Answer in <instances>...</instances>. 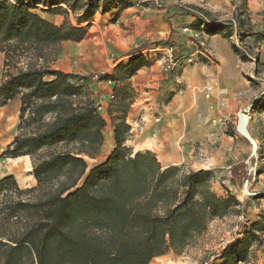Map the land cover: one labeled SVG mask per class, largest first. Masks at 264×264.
<instances>
[{"label": "trees", "instance_id": "obj_1", "mask_svg": "<svg viewBox=\"0 0 264 264\" xmlns=\"http://www.w3.org/2000/svg\"><path fill=\"white\" fill-rule=\"evenodd\" d=\"M31 1L0 0V51L6 57L0 106L19 95L21 99L19 132L2 156L29 155L37 181L23 187L13 173L0 178V264H151L169 250L183 252L212 220L236 211L240 202L235 195L227 188L220 195L213 183L250 181L249 161L233 164L229 176L217 178L215 169L164 166L154 151H134L126 144L131 136L129 103L120 94L110 107L115 148L107 159L89 166L86 157L100 151L107 125L87 94L90 77L49 64L63 41L84 38L88 28L80 23L95 14L99 2L46 0V5L64 2L73 10L84 8L78 25L68 18L58 25L37 11L43 0ZM168 5L167 20L193 15L192 28L211 35L231 39L241 34L243 39L252 27L244 11L221 18L192 3ZM44 11L68 13L60 5ZM234 47L242 59L251 57ZM21 59L26 65L12 71ZM151 64L143 54L132 55L107 77L118 93ZM116 104L123 107L118 120ZM229 133L239 134L237 128ZM252 194L264 197V190ZM260 249L264 253V224L258 220L210 264H259Z\"/></svg>", "mask_w": 264, "mask_h": 264}, {"label": "rangeland", "instance_id": "obj_2", "mask_svg": "<svg viewBox=\"0 0 264 264\" xmlns=\"http://www.w3.org/2000/svg\"><path fill=\"white\" fill-rule=\"evenodd\" d=\"M153 1L158 8H161L160 4H163V2L160 0H141L139 3L140 10L146 11ZM64 8H67L69 13L67 18L72 23H78V17L82 14L84 8L79 7L73 10L67 4ZM211 12L214 16L221 17L217 15V12ZM138 15H140L139 18H136L137 16L135 18L132 16L122 18L119 13L110 17H103L98 14L95 19H82L80 24L88 28L87 34L80 41L69 40L61 43L56 59L49 64L52 69L89 76L87 94L97 106L101 105L102 107L99 111L107 121L104 128V149L102 145L94 158L86 157L90 167L107 159L115 148L114 123L110 114V107L113 100H116L117 95L124 96L126 102L129 103L126 121L131 125V136L126 144L132 147L134 151L143 150L142 148L147 140L155 137V132L146 133L143 128L147 124L150 125V120L154 121L162 116V111L168 106V103L172 100V94H174L167 86L170 84L171 77L173 78L179 70H176V67L175 69L172 68L170 59L175 61L179 57L185 56L187 63H193L200 61L201 57L204 56L203 53V55L200 53L203 50V34L205 32L202 28L194 29L191 27L193 31L199 33L198 37H195L192 31H185V27H183L182 33L177 29H169L167 23L163 26L161 22L157 23L155 21V25L152 27L148 20L155 16H146L145 13ZM90 20L94 21L91 22ZM254 32L250 35H244L243 39H239V37H242L241 34L239 37L234 35L230 40L233 47L236 46L241 54L246 51L251 54L249 59L243 60H250L251 62L249 80L259 84V82L264 81V25ZM139 49L142 50L141 53ZM136 54L145 55L152 60V64L138 70L130 79V84L123 86L121 92L118 91L117 93L115 91L116 83L107 76L113 74L120 63L128 62L132 55ZM190 58H192V61L189 60ZM26 63V59H21L17 66L12 65L10 69L16 71L18 67H23ZM2 74L0 80L4 76V67ZM262 96L264 97V94ZM260 100H264V98H259ZM262 104H264V101ZM259 106L254 104L248 108L251 110L252 115L249 131L258 144L257 152L253 155L251 151L250 157L247 159L250 164V171L253 173L251 180L237 182L234 185L229 179H226L224 186L219 180L213 183V189L220 195L227 194L226 188L235 195L240 202L236 211H231L212 220L208 229L183 252L177 253L174 250H169L166 254L155 257L151 264H210L216 253L227 247L232 241L243 236L246 226H250L258 220L264 224V197H254L252 194V192L264 190V106L263 108ZM11 107L9 105L10 117L13 113ZM122 110L121 105H114L113 114L116 119L120 116ZM15 125L13 124L9 134L14 133ZM9 134L2 136V131H0V139H6ZM107 134L111 135L108 136ZM110 136L111 140L108 141ZM239 136L242 135L239 134ZM247 143L253 150V144L249 140H247ZM6 147L7 145H0V178L9 171H13L16 178L20 180L18 182L21 186L36 185L37 181L33 175L31 157L11 159L2 156V152ZM159 158L165 166L164 157L159 155ZM11 164H13V168ZM185 167L192 169L189 166ZM211 169L217 171V178L221 175L229 176L230 174V168L227 167ZM31 179L34 185L30 184L29 180ZM25 184L28 186H25ZM257 252H259L258 263L264 264L263 251L260 249Z\"/></svg>", "mask_w": 264, "mask_h": 264}, {"label": "crops", "instance_id": "obj_3", "mask_svg": "<svg viewBox=\"0 0 264 264\" xmlns=\"http://www.w3.org/2000/svg\"><path fill=\"white\" fill-rule=\"evenodd\" d=\"M160 1L163 2L160 4L161 8H158L153 1L146 11H142L139 7L141 0H98L99 7L91 18L95 19L98 14L110 17L118 13L122 18L129 16L139 18L138 14L145 13L146 16L156 17L147 19L152 27L155 21L161 22L163 26L167 23L169 29H177L182 33L183 27H192L195 16L177 14L170 20L166 19L168 4L181 2L202 6L217 12V15L223 18L231 17L237 11H244L252 25L248 35L255 33L256 29L264 25V0ZM30 3L34 4L31 0ZM38 4L37 11L51 22L61 25L68 17L69 13L42 12V9L48 10L59 5L66 7L64 2L47 6L46 0H43V3ZM73 24L78 25V23ZM203 40V50L200 53L208 52L209 56L204 54L200 61L193 63H187L185 56L175 61L170 59L172 68L176 67V70H179L173 78L171 77L170 84L167 86L174 93L172 100L162 111V116L154 121L150 120V125L147 124L143 128L146 133L155 132V137L147 140L142 149L154 151L158 158L162 155L166 161L165 166L178 164L192 169L231 168L235 163L246 161L252 151L245 139L239 134L229 133V129L237 128L238 117L242 110L250 108L259 101V98H264L262 96L264 81L262 83L257 81L259 84H256L255 81L249 80L251 62L242 59L230 39L221 34L210 35L204 32ZM67 41L69 40L62 43ZM139 52L141 53L142 50L139 49ZM5 59V53L0 51V77L3 75ZM208 83L212 85L210 90L206 89ZM260 84L262 86H259ZM9 105L12 106L10 108L13 112L12 117L9 116ZM20 107V95L9 100L6 105L0 106L2 136H7L13 124H16L14 133L9 134L6 139H0V145H8L18 134ZM102 148L104 149V145ZM159 160L162 163L160 158ZM9 172L14 174L13 171ZM29 181L34 185L32 179ZM25 186L28 185L25 184Z\"/></svg>", "mask_w": 264, "mask_h": 264}, {"label": "water", "instance_id": "obj_4", "mask_svg": "<svg viewBox=\"0 0 264 264\" xmlns=\"http://www.w3.org/2000/svg\"><path fill=\"white\" fill-rule=\"evenodd\" d=\"M251 118V110H249L248 108L242 110L238 117L237 131L240 135L245 137L253 144L252 154L254 155L257 152L258 144L255 138L252 136L251 132L249 131V123Z\"/></svg>", "mask_w": 264, "mask_h": 264}, {"label": "built area", "instance_id": "obj_5", "mask_svg": "<svg viewBox=\"0 0 264 264\" xmlns=\"http://www.w3.org/2000/svg\"><path fill=\"white\" fill-rule=\"evenodd\" d=\"M184 30H185V31H192V33H193V35H194L195 37H198V35H199V33H198L197 31H193V30L191 29L190 26H185ZM206 53H207V54H205V53H203V54H205L206 56H209V55H210L208 52H206ZM189 60L192 61V58H190ZM174 65H175V64H174ZM211 88H212V85L208 83V84L206 85V89H207V90H210ZM101 108H102L101 105H99V106H98V109H101Z\"/></svg>", "mask_w": 264, "mask_h": 264}, {"label": "bare ground", "instance_id": "obj_6", "mask_svg": "<svg viewBox=\"0 0 264 264\" xmlns=\"http://www.w3.org/2000/svg\"><path fill=\"white\" fill-rule=\"evenodd\" d=\"M108 135V134H107ZM109 135H111V134H109ZM108 135V136H109ZM110 138V139H109ZM111 140V136L110 137H108V141H110ZM106 146H107V144H106ZM109 151V150H108ZM10 167V166H9ZM11 167L13 168V164H11ZM15 167V166H14Z\"/></svg>", "mask_w": 264, "mask_h": 264}]
</instances>
